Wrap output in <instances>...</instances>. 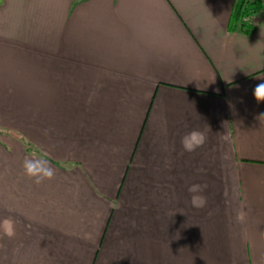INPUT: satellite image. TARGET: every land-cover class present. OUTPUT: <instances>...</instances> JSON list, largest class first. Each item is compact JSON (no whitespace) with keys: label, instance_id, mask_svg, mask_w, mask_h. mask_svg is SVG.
<instances>
[{"label":"crops","instance_id":"0c3cea01","mask_svg":"<svg viewBox=\"0 0 264 264\" xmlns=\"http://www.w3.org/2000/svg\"><path fill=\"white\" fill-rule=\"evenodd\" d=\"M235 1L0 0V220L17 233L0 264H264V10L232 30ZM194 129L207 141L186 152ZM33 152L52 180L24 175Z\"/></svg>","mask_w":264,"mask_h":264},{"label":"clouds","instance_id":"9594fccd","mask_svg":"<svg viewBox=\"0 0 264 264\" xmlns=\"http://www.w3.org/2000/svg\"><path fill=\"white\" fill-rule=\"evenodd\" d=\"M256 9L251 3H245L242 11L233 17V29L239 28L241 25L248 27L253 23L256 16ZM261 37L264 38V28H261ZM264 79V77H257ZM257 103L264 102V83L258 84L253 92ZM230 107H233L230 104ZM260 126H264V113L256 116ZM207 141V135L201 130H192L184 135L181 139V144L186 152H194L197 148L202 147ZM24 175L31 179L35 184H41L44 181L52 180L55 176V169L49 164L48 160L41 155L33 152L30 156L25 157L23 161ZM207 184L193 183L188 187L190 194V204L193 208L203 209L207 206L208 200L204 193L207 190ZM235 220L240 225H246L247 213L243 210L237 212ZM132 226L135 227V221H132ZM0 232L8 239L16 237V222L12 217H5L0 220Z\"/></svg>","mask_w":264,"mask_h":264},{"label":"trees","instance_id":"16d2710c","mask_svg":"<svg viewBox=\"0 0 264 264\" xmlns=\"http://www.w3.org/2000/svg\"><path fill=\"white\" fill-rule=\"evenodd\" d=\"M245 3H251V5L256 9V13H255L256 15L264 10V0H236L232 11V18H231L232 26H233L232 24L233 17L238 15L242 11ZM240 29L246 31V33H250L252 31V23L248 27L241 25Z\"/></svg>","mask_w":264,"mask_h":264}]
</instances>
